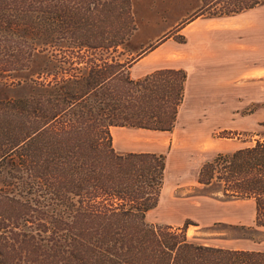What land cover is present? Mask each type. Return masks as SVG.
<instances>
[{
    "label": "trees",
    "instance_id": "trees-1",
    "mask_svg": "<svg viewBox=\"0 0 264 264\" xmlns=\"http://www.w3.org/2000/svg\"><path fill=\"white\" fill-rule=\"evenodd\" d=\"M228 17L264 0H201ZM136 29L131 0H0V264H264V251L200 242L146 221L165 155L119 153L111 126L171 130L183 69L132 79L120 57ZM198 183L252 199L264 227V136L205 162ZM253 241L252 234L234 236Z\"/></svg>",
    "mask_w": 264,
    "mask_h": 264
},
{
    "label": "rangeland",
    "instance_id": "rangeland-1",
    "mask_svg": "<svg viewBox=\"0 0 264 264\" xmlns=\"http://www.w3.org/2000/svg\"><path fill=\"white\" fill-rule=\"evenodd\" d=\"M131 3L135 13L136 29L126 41L125 49L120 47L118 51L123 53L120 55L122 58L136 55L140 58L151 51L159 53L152 59L155 66L150 72L166 67L183 66L184 55H189L191 50L203 43L201 39H189L191 27H196L193 32H197L200 30L199 23L205 21L207 28L216 29L225 22L238 21L243 16L242 14L212 18L203 16L200 12L201 0H131ZM255 9L264 19V3L257 5ZM252 25L258 29V23L257 26L254 23ZM238 34L242 35V32ZM249 34L259 36V33ZM260 37L264 39L263 21ZM249 43L256 44L253 56H251L253 52L250 53V57H242L240 54L242 51L235 52L239 61L251 64V67L242 71L229 87L216 84L215 91L207 90V87H212L217 82L225 65L218 68L220 74L213 73L210 69L203 71V118H199L200 113L193 122H189L182 116L184 124L178 128L185 130L186 136L181 142L179 152L172 160L166 159L170 145L162 153L165 155L166 163L163 188L157 205L146 213L145 219L149 223L172 226H182L187 219L193 221L185 218L179 222L182 216L176 215L175 208L179 209L178 212L200 213L211 209L236 215L244 221H252L251 224H230L224 221L200 226L189 224L187 234L197 236L200 242L225 247L235 243V239H243L238 242L239 244H250L253 240L234 236L252 234L256 240L253 242L259 243L261 251H264V227L258 228L256 233L239 227L254 225L253 200L224 198L217 191L215 184L205 186L197 181L201 166L218 152L235 150L264 136V48L263 45L260 48L255 40H250ZM23 90L16 87L4 89L0 86V96L3 91H6L7 95H12ZM187 128L189 130L186 132ZM154 140L156 139L153 138ZM201 201L203 206L197 210L182 205H199Z\"/></svg>",
    "mask_w": 264,
    "mask_h": 264
},
{
    "label": "crops",
    "instance_id": "crops-1",
    "mask_svg": "<svg viewBox=\"0 0 264 264\" xmlns=\"http://www.w3.org/2000/svg\"><path fill=\"white\" fill-rule=\"evenodd\" d=\"M255 7L239 13L243 15L240 20L225 22L216 29L207 28V23L205 21L199 23L200 26H198L200 30L197 32H193L196 27L190 28L191 35L189 39H201L203 43L196 47L197 49L191 50L189 55H184L185 62L183 66L166 67L168 69H183L186 73L183 100L178 106L173 128L171 130H150L129 126H111L110 134L112 144L117 152H151L159 154L164 153L165 148L170 145V150H167L166 159L172 160L179 152L181 142L186 136L185 130H179L178 128L181 124H184L182 122V116L186 117L189 122H193L199 117L200 113L201 116L199 118H203V71L210 69L213 73H219L218 68L225 65L226 67L223 69L217 82L212 87H207V90L215 91L216 84L222 87H229L242 71L251 67V64L239 61L235 51H242L243 53L240 52L242 57H250L251 52H253L251 54V56H253L256 44L249 43L250 40H255L256 43H259L260 48L262 45L264 48V39L260 37L262 21L264 29V19L260 16V13L256 11ZM253 23L255 26H257L256 24L258 23V29L252 27ZM240 31L242 35L238 34ZM249 33H253V35L254 33H259V36H249ZM153 52L154 51L144 54L130 67L129 76L132 79L141 78L152 70L155 66L152 59L159 54ZM254 69L255 68H252V70ZM188 130L189 128H187L186 132ZM153 138L156 140L153 141ZM202 203L201 201L199 205H182L190 206L197 210L203 206ZM175 209L177 211L176 215L182 216L179 222L185 218H190L197 222V225L194 226L209 224L215 221L245 225H250L252 222L250 220L244 221L241 217L236 215H230L221 211L216 212L211 209H206L204 212L202 211L200 213L178 212L179 209ZM241 240L243 241V239H235V243L226 247L261 250L260 244L257 242L252 241L250 244H239L238 242ZM221 246L225 247V245Z\"/></svg>",
    "mask_w": 264,
    "mask_h": 264
}]
</instances>
